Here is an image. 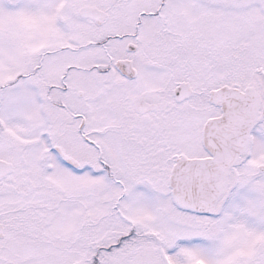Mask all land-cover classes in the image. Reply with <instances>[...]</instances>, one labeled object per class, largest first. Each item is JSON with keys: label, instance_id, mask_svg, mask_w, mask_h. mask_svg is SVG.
<instances>
[{"label": "snow or ice", "instance_id": "snow-or-ice-1", "mask_svg": "<svg viewBox=\"0 0 264 264\" xmlns=\"http://www.w3.org/2000/svg\"><path fill=\"white\" fill-rule=\"evenodd\" d=\"M0 264H264V0H0Z\"/></svg>", "mask_w": 264, "mask_h": 264}]
</instances>
